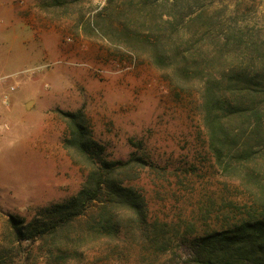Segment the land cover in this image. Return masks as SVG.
<instances>
[{"label": "rangeland", "instance_id": "1", "mask_svg": "<svg viewBox=\"0 0 264 264\" xmlns=\"http://www.w3.org/2000/svg\"><path fill=\"white\" fill-rule=\"evenodd\" d=\"M43 1L0 0L4 264H61L57 251L50 257L40 242L14 241L8 222V216H14L27 223L38 217L41 208L69 200L82 186L86 172L63 146L68 131L60 112L81 110L107 158L125 160L137 150L165 168V187L146 185L149 194L151 189L159 193L148 204L160 220L166 217L173 223L174 211H189L199 190L189 183L191 179L214 189L211 170H205L209 153L196 92L176 88L169 72L154 67L147 57L84 30L87 19L124 0H81L65 13L43 10ZM173 1L159 0L158 10L171 12ZM188 4L196 12L208 11L221 39L247 40L256 48L249 64H258L261 58L262 67L264 0H189ZM179 10L186 12V4ZM172 173L182 177L179 186ZM83 221L76 249L81 256H70L65 264H168L166 257H151L131 237L110 243L91 237Z\"/></svg>", "mask_w": 264, "mask_h": 264}, {"label": "trees", "instance_id": "2", "mask_svg": "<svg viewBox=\"0 0 264 264\" xmlns=\"http://www.w3.org/2000/svg\"><path fill=\"white\" fill-rule=\"evenodd\" d=\"M80 1L44 0L40 6L65 13ZM188 1L174 0L171 12L164 13L159 0H124L83 27L147 57L169 72L176 88L196 92L209 153L205 170H211L214 189L191 179L199 190L189 211H174L173 223L160 220L148 204L159 193L149 194L146 185L165 187V168L137 150L125 160L107 158L81 110L60 112L68 131L63 146L85 170V179L73 197L41 208L27 223L8 216L14 241L40 242L65 264L70 256H81L76 249L83 219L91 237L107 243L131 237L168 264H264V63L261 67L260 58L249 64L256 48L243 38L221 39L208 11L196 12ZM171 175L179 186L182 177ZM95 204L97 210H90Z\"/></svg>", "mask_w": 264, "mask_h": 264}]
</instances>
